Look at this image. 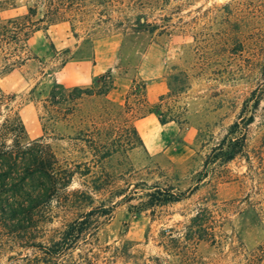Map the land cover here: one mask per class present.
<instances>
[{
  "label": "rangeland",
  "instance_id": "obj_1",
  "mask_svg": "<svg viewBox=\"0 0 264 264\" xmlns=\"http://www.w3.org/2000/svg\"><path fill=\"white\" fill-rule=\"evenodd\" d=\"M263 67L264 0H0L1 121L104 191L0 215V264H264ZM156 190L181 200L144 211ZM81 207L85 240L48 258Z\"/></svg>",
  "mask_w": 264,
  "mask_h": 264
},
{
  "label": "trees",
  "instance_id": "obj_2",
  "mask_svg": "<svg viewBox=\"0 0 264 264\" xmlns=\"http://www.w3.org/2000/svg\"><path fill=\"white\" fill-rule=\"evenodd\" d=\"M29 13L30 16H34L35 12L29 9ZM14 22L16 20H8V23ZM262 76L264 77V67ZM56 86L60 91L58 93L53 92L51 99L57 105L68 100L80 99L83 94L93 96V93L79 88H74L68 92L65 87ZM110 89L111 86H106L104 92H99L98 95H106ZM171 90L173 89L170 85ZM262 98L256 99V109L259 107ZM164 100L165 98L161 97L160 103H163ZM6 101V96L0 91V215L9 219L27 220L35 215L40 206L51 204L54 200L61 201L63 198V202L68 208L77 205L79 201L85 202V206H91L97 196L104 194L100 187L88 188L83 191H69L74 172L60 167L56 155L48 146L37 142L30 145L24 144L21 141V133L24 132V127L19 117L8 116L1 121L2 110L6 106ZM144 103L147 105L145 99ZM153 113L158 115V119L163 125L175 121L174 119H164L161 114L154 110L147 111L142 117ZM132 132L147 152L135 127H132ZM233 159L234 154L227 157L228 161ZM158 194H160L158 190L147 194L148 201L144 211L154 208L158 204L175 203L181 200L170 192L164 193L163 199H160ZM87 209L85 207L74 209L77 218L65 225L60 240L52 243L50 247H44L43 253L48 258L58 260L65 257L71 254L81 241L85 240L86 233L90 228L88 220L96 212L94 208L90 211ZM87 264L92 263L89 261Z\"/></svg>",
  "mask_w": 264,
  "mask_h": 264
}]
</instances>
